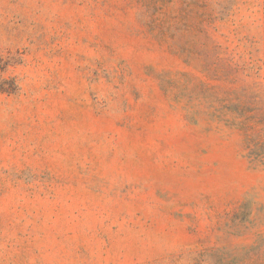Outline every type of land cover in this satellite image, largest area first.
I'll list each match as a JSON object with an SVG mask.
<instances>
[{
	"label": "rangeland",
	"instance_id": "1",
	"mask_svg": "<svg viewBox=\"0 0 264 264\" xmlns=\"http://www.w3.org/2000/svg\"><path fill=\"white\" fill-rule=\"evenodd\" d=\"M0 264H264V0H0Z\"/></svg>",
	"mask_w": 264,
	"mask_h": 264
},
{
	"label": "trees",
	"instance_id": "2",
	"mask_svg": "<svg viewBox=\"0 0 264 264\" xmlns=\"http://www.w3.org/2000/svg\"><path fill=\"white\" fill-rule=\"evenodd\" d=\"M0 90L3 92L12 93V92L16 91V85H15L14 81H11V86L8 89H6L4 87H0Z\"/></svg>",
	"mask_w": 264,
	"mask_h": 264
}]
</instances>
